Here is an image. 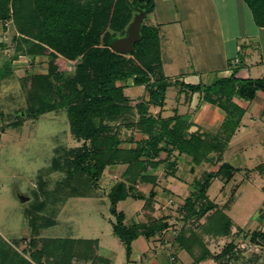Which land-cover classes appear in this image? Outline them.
<instances>
[{"label":"trees","instance_id":"1","mask_svg":"<svg viewBox=\"0 0 264 264\" xmlns=\"http://www.w3.org/2000/svg\"><path fill=\"white\" fill-rule=\"evenodd\" d=\"M136 1L100 0L98 5L91 6L79 3L78 0H16L21 19L29 25L36 23L39 30L53 39L52 43L60 44L66 38L80 39L77 43L72 41L63 45L62 49H57L62 55L72 49L77 51L79 43L89 31L86 40L89 51L92 52L89 59L94 67L93 72L82 64L77 72V80L71 82L69 93L61 94L59 100L55 101H53L54 97L51 98L48 94L49 92L47 95L38 94L40 106L32 108L31 112L44 114L61 108L67 109L74 138L84 142L81 153L74 158L76 172L85 174L92 180L101 178L106 167L126 163L129 165L126 178L129 176L128 180L136 182L146 163H154L156 157L167 150L171 155L170 146L179 154L186 153L195 165L201 164L208 158L209 153L213 152L219 154L217 162H220L223 150L245 113L243 108L232 102L233 97L252 100L256 92L264 88V79L241 80L235 78L234 74L228 79H218L210 86L181 83L193 93H202L205 101L219 106L228 113L224 131L213 138L207 137V140H202L196 135L188 139L187 126L183 118H178L176 125L170 126L173 119L159 122L153 116H147L146 103L163 107L165 94L170 85L162 71L159 28L142 24L141 38L130 53L144 61L146 67L135 66L129 69L125 66V54H120L112 46V40L119 34L124 36L129 24L133 21L137 13ZM244 1L252 11L255 23L259 27H264V0ZM12 2L14 0H0L1 23L11 19ZM137 6L150 9L151 13L155 10L156 4L154 0H142ZM3 28L5 29V26ZM43 51L37 43L28 42L24 48L18 43L16 57L25 55L33 60L43 57ZM72 55L76 57L77 53ZM36 79L41 81L36 82L37 86L40 85L39 89L50 87L42 84V81L48 79L47 77L38 76ZM130 79L133 85L145 86L147 89L149 100L139 104L140 119L137 124L148 135V140L139 142L136 148L128 150L121 147L122 140L117 133L122 130V127L133 124L132 113L129 108L119 109L114 103L119 99V92L122 90L118 83L126 84ZM121 99H125L124 96ZM119 121L122 123L115 125ZM90 160L93 162V172H88L86 168ZM233 172L235 169L225 163L217 172L203 171L201 177L196 175L191 181V189L189 196L185 199L183 214L175 219L170 215H153V199L156 192L151 191L149 197H145L135 192L133 186L125 182L117 183L109 193L110 213L115 217V221L112 222L114 235L125 244L127 258L131 256L133 241L140 236L150 241L157 236L162 238L165 231L172 232V230L174 242L179 248L185 249L195 262L199 263L209 257L218 260L229 254L232 255L234 242L226 243L221 255H212L202 236L205 232L221 237H228L231 233L232 219L221 207L210 201L208 190L217 177L222 175L232 177ZM170 174L175 175V170H172ZM79 195L87 196L85 193ZM128 198L146 201L144 206L146 221L128 225L125 223V213L117 210V204ZM204 218L208 219V222L202 224ZM242 234L253 244L264 242V232L261 229H255L246 234L242 232ZM241 235L237 234L236 237ZM54 242L57 241H52V246L49 245L47 250L45 247L44 250H33L30 253L28 249L19 252L12 247L4 250L1 245L0 264H53L49 258H55V256L58 258L54 264H73L76 257L93 256L92 245L85 244L87 243L85 241L81 243L75 240ZM42 252H45L44 255ZM27 253L30 254L31 259L25 256ZM168 254L176 258L171 247Z\"/></svg>","mask_w":264,"mask_h":264},{"label":"crops","instance_id":"2","mask_svg":"<svg viewBox=\"0 0 264 264\" xmlns=\"http://www.w3.org/2000/svg\"><path fill=\"white\" fill-rule=\"evenodd\" d=\"M154 1L155 9L159 14L162 13L160 14L161 20L157 24L160 41L168 40L165 38L166 34L161 33V26L174 25L179 27L185 37L184 40H180V44L188 49L189 69L184 71L182 66L177 74L166 73L164 66L174 64L173 57L169 56L167 60L163 58L160 42L162 71L165 79L171 83L165 94L164 106L158 107L146 103L149 96L145 86H135L131 79L128 81H131V86L125 87L124 83H119L122 88L120 91L121 98L124 96L127 101L123 102V105L116 104V107L119 109L129 108L132 113L131 122L133 124L131 126L123 125L122 130L117 133L122 140L121 147L128 150L136 148L139 142L148 140V135L137 124L140 119L139 104L146 103L148 107L147 116H153L159 122L173 119L170 126H175L178 118H183L187 126L188 139L192 135H196L200 136L202 140H207L209 137L213 138L224 131L228 121V113L219 106L205 101L202 93H193L181 83L210 86L216 80L228 79L233 74L235 78L241 80L264 79V27H259L255 23L252 11L244 0ZM121 100L124 101V99L117 101ZM232 102L243 108L245 113L237 130L223 150L220 162H217L219 154L213 152L209 153L208 158L203 160L201 164L195 165L186 153L179 154L173 147H169L171 150L169 156L173 158L172 161L179 163L183 160L186 162L185 169L192 176L191 181L203 171L217 172L219 167L225 163L235 169L232 177L226 175L217 177L208 190L210 201L216 205H221L219 207L233 222L228 237L215 236L209 232L203 234L202 237L212 255H215L214 251L211 250L213 243L218 244L221 241L229 243L230 238L236 237L237 234L241 235L242 232L246 234L262 227L264 232V219L256 218L257 213L252 215L253 211L257 210L259 217V214L264 211V88L258 90L252 100L234 96ZM121 121L115 125L118 126L122 123ZM169 156L164 151L159 157H156L154 163H146L139 174L140 178H137L136 182L130 180L127 182L126 172L129 165L126 163L110 165L105 168L99 182H101L102 189L105 188V190L100 191L102 194L106 193L107 196L108 201L103 203L108 205V216L100 215L99 219L102 222L99 225L106 224L107 227L105 231L98 227L91 228V233L85 234L82 238L71 239L68 237V239L80 243L85 241L87 242L85 244L92 245L91 248L93 249L92 257H76L73 264H211L212 261L214 262V259L210 257L201 260L199 263L195 262L185 249L179 248L174 242L175 237L172 235H170L169 243H171L172 252H175V261L171 260L163 248L162 244H166L164 243L166 241L165 235L161 240L157 236L150 241L140 236L132 243L130 258H127L125 244L116 236V238L109 237L111 231L112 234L114 233L112 222L115 221V217L110 213L109 193L119 182L133 186L135 192L143 194L145 197H149L150 194L142 192L140 188L146 184L153 185L150 189V193L151 191L156 192L153 199V215H169H163L162 210L163 205L168 201L167 196H171L173 190L172 188L157 186L159 184L157 176L160 174L157 167L165 164L164 161H170ZM153 170L152 174L148 172ZM113 173H119V178L113 180L112 178L115 177ZM169 178L179 182L177 188L181 192L183 190L182 193L184 194L180 192L178 199L184 201L189 196L191 181L186 176L180 177L178 171H175V175L169 176L166 180L170 181ZM109 187L110 189H108ZM219 188L221 193L217 195L216 192ZM213 195L215 196L213 197ZM98 196L100 194L90 195L94 200ZM217 198L223 199L222 203L219 204L215 200ZM145 203V200L128 198L117 204V210L125 213L127 225L133 222H144L146 221ZM256 204L259 206L255 207ZM135 205H141L140 210L134 212ZM207 220L206 218L202 219V224L207 223ZM171 234L174 233L171 232Z\"/></svg>","mask_w":264,"mask_h":264},{"label":"rangeland","instance_id":"3","mask_svg":"<svg viewBox=\"0 0 264 264\" xmlns=\"http://www.w3.org/2000/svg\"><path fill=\"white\" fill-rule=\"evenodd\" d=\"M99 1L78 0L79 3L91 6L98 5ZM160 14L155 9L147 15L142 24L157 27L161 20ZM169 26L160 27L161 33L166 34L165 38H168L167 41L163 39L160 42L163 58L167 60V57H173L174 64L166 65L164 69L166 73L177 74L182 66L184 71L189 69V55L188 49L180 44V40H184L185 37L179 27ZM87 33L79 43L77 51L72 49L62 55L57 49H62L63 45L72 41L77 43L80 39L66 38L60 44L52 43L53 39L39 30L36 23L29 25L21 19L16 0L11 4V19L5 23L0 22V247L2 245L4 250L8 247L19 252L28 249L29 253L33 250H44L45 247L47 250L52 241L58 243L70 240L68 237L82 238L85 234H90L91 228L94 227L106 230V224L99 225L102 222L99 216H108V205L103 203L108 201L107 196L100 191L105 188L102 189L100 178L92 180L87 175L76 172L74 158L81 153L84 142L74 138L67 109L61 108L44 114L31 112L32 108L40 106L39 95H47L49 92L55 101L59 100L61 94L69 93L71 82L77 80V72L82 64L93 72L94 67L89 59L92 52L89 51L87 44ZM124 36L119 34L116 38ZM28 42L40 44L44 56L33 60L25 55L16 57L17 44L20 43L24 48ZM74 53H77L76 57H72ZM130 53L125 54L126 67L132 69L135 66L138 68L147 66L144 61ZM152 56L155 57L153 54ZM38 76L47 77L46 82L42 81V84L50 87L39 89L40 85L36 84L37 81L41 82L36 79ZM125 85L131 86V81ZM126 101V98L124 101H115L114 105H123ZM166 153L169 156L168 150ZM169 160L157 167L160 173L157 176L159 182L157 186L172 188L173 193L167 196L168 201L163 205L162 213L169 214L175 219L182 216L185 200L178 199L181 192L177 188L179 182L173 178H169L170 181L166 179L171 176L172 170L178 171L180 177L186 176L189 181L192 180V176L186 172V162L181 160L182 162L176 163L170 156ZM86 168L88 172L94 171L91 160ZM148 172L152 174L154 170ZM113 174L115 175L113 180L119 178V173ZM198 176L201 177L202 173ZM126 180L128 182L127 178ZM152 186L146 184L140 190L149 195ZM220 191L219 188L217 195L221 193ZM80 193H85L86 197L99 194L100 196L96 200L91 197L85 199L86 197L80 196ZM18 194H24L29 200L22 202ZM218 198L215 200L219 204L222 203L223 199ZM140 206L135 205L134 212L140 210ZM254 214L256 218L264 219V211L259 217L257 210L253 211L252 215ZM164 235L168 242L162 245L168 253L171 246L170 235L174 234L166 231ZM109 237H115L112 231ZM158 239L161 240V237ZM229 242L235 243L233 254L214 260L211 264H264V247L261 250L254 246L250 247L248 239L244 236L232 237ZM225 244L226 241L213 243L211 250L215 255H221ZM45 252H42V255ZM29 253L25 256L31 259ZM57 258L55 256L49 259L54 264Z\"/></svg>","mask_w":264,"mask_h":264},{"label":"water","instance_id":"4","mask_svg":"<svg viewBox=\"0 0 264 264\" xmlns=\"http://www.w3.org/2000/svg\"><path fill=\"white\" fill-rule=\"evenodd\" d=\"M142 0L136 1L135 11L137 12L133 21L128 27L127 34L122 38H114L112 40V46L120 54H128L134 50L136 43L141 38V28L144 19L150 13V9H142L137 6V4ZM19 200L25 202L29 200V197L24 194H18Z\"/></svg>","mask_w":264,"mask_h":264},{"label":"built area","instance_id":"5","mask_svg":"<svg viewBox=\"0 0 264 264\" xmlns=\"http://www.w3.org/2000/svg\"><path fill=\"white\" fill-rule=\"evenodd\" d=\"M72 64L74 65V62H72ZM248 243H249V245H250V247L251 246H254V247H256V248H260V250L264 247L263 245H264V242H259V243H257V244H251V241L248 239ZM169 251H170V248H169V250H168V253H169ZM171 260L172 261H175V259H174V257L173 256H171Z\"/></svg>","mask_w":264,"mask_h":264}]
</instances>
